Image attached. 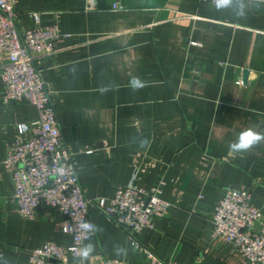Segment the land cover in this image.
Listing matches in <instances>:
<instances>
[{"label": "crops", "instance_id": "obj_1", "mask_svg": "<svg viewBox=\"0 0 264 264\" xmlns=\"http://www.w3.org/2000/svg\"><path fill=\"white\" fill-rule=\"evenodd\" d=\"M14 10L21 32L33 13L61 32L38 66L86 196L109 201L122 186L163 183L171 204L139 248L92 208L98 231L86 261L150 264L147 248L178 264H252L212 234L228 189L251 191L264 215V140L229 150L247 128L264 134V3L231 0L218 10L200 0H96L89 9L87 0H17ZM134 76L147 86L133 91ZM37 115L31 104H5L0 78V264H30L47 242L74 245L64 214L40 208L26 219L10 200L4 163L18 124Z\"/></svg>", "mask_w": 264, "mask_h": 264}, {"label": "built area", "instance_id": "obj_2", "mask_svg": "<svg viewBox=\"0 0 264 264\" xmlns=\"http://www.w3.org/2000/svg\"><path fill=\"white\" fill-rule=\"evenodd\" d=\"M17 0H0V78L4 86V103L31 104L37 117L17 126V136L4 166L13 176L11 201L19 214L35 219L40 208L59 211L67 218L62 231L71 234L74 245L64 247L47 242L32 251L30 264L64 263L68 255H79L94 233H83L80 223L94 222L92 208L98 209L118 228L124 230L132 244L141 247L138 237L153 230L155 220L169 213L171 204L163 199V183L147 190L136 185L122 186L109 201L88 198L81 186L73 154L64 143L58 124L52 93L47 89L38 62L56 52L61 37L58 26H43L40 14L33 13L34 26L21 32ZM215 5V0H200ZM244 1V0H243ZM258 1L264 0H245ZM96 8V0H87ZM120 9V6H117ZM214 239H223L252 264H264V215L253 204L248 190L228 189L218 204L213 219ZM150 264H178L160 259L144 248ZM84 264H126L120 260Z\"/></svg>", "mask_w": 264, "mask_h": 264}, {"label": "clouds", "instance_id": "obj_3", "mask_svg": "<svg viewBox=\"0 0 264 264\" xmlns=\"http://www.w3.org/2000/svg\"><path fill=\"white\" fill-rule=\"evenodd\" d=\"M230 4L231 0H215V7L218 10L228 7ZM128 86L133 91H139L140 89L147 86V82L143 81L139 77L134 76L129 80ZM261 140H264V134L258 133L252 128H247L240 132L237 140L229 145V150L234 153L246 152L256 144H258ZM146 145L147 141H141V147H144ZM79 228L83 233L87 234L98 231V228L90 222L80 223ZM92 251L93 247L91 244L84 245L80 250L79 264H84V262L89 258V255Z\"/></svg>", "mask_w": 264, "mask_h": 264}]
</instances>
